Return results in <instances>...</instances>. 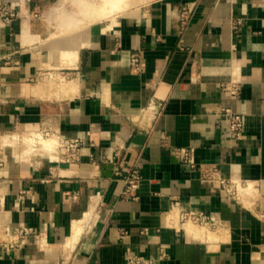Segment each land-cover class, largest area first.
Listing matches in <instances>:
<instances>
[{"label": "crops", "instance_id": "0c3cea01", "mask_svg": "<svg viewBox=\"0 0 264 264\" xmlns=\"http://www.w3.org/2000/svg\"><path fill=\"white\" fill-rule=\"evenodd\" d=\"M66 2L19 0L0 28V264H264V0H142L98 22ZM226 108L245 117L241 139ZM43 129L85 142L80 160L9 143ZM135 166L139 198L126 200ZM220 179L255 194L235 202ZM189 211L216 224L183 223ZM5 227L36 233L11 249Z\"/></svg>", "mask_w": 264, "mask_h": 264}, {"label": "built area", "instance_id": "2783aa9c", "mask_svg": "<svg viewBox=\"0 0 264 264\" xmlns=\"http://www.w3.org/2000/svg\"><path fill=\"white\" fill-rule=\"evenodd\" d=\"M20 14V3L19 0H0V28L9 27L13 21L19 17ZM191 9L189 6H185L181 12V25L183 28L186 27L190 20ZM241 21L235 23V30L240 29ZM145 66L144 60L139 52L132 55V68L137 72H141ZM242 90L241 84H228L224 86V91L229 94L231 98H237ZM221 117L228 123V131L226 132L227 137L238 140L241 139L245 131V117L233 111L231 108H226ZM39 135L43 138L55 137L52 131L49 129H43L39 132H32L26 135L28 138L39 139ZM24 138H22V145L24 148ZM85 145L82 140H72L63 145L57 144L54 148L44 149L46 152H52L54 150L59 151V162L64 164H73L80 160V151ZM43 150L42 144L37 142L24 150L26 153L30 154L36 150ZM181 158L184 163L188 164L190 167L195 168L196 164L193 162L190 153L186 149L180 150ZM3 162L0 161V167ZM214 173L217 174V169H214ZM117 174H121L120 171ZM209 175V174H208ZM209 177H211L209 175ZM142 175L140 168L135 166L131 170L127 171V176L125 177L124 188L121 192V196L126 200H137L138 189L140 188L142 182ZM220 184L223 191L235 202L241 203L242 198L247 193L254 195V185L247 181L220 179ZM6 197L3 192L0 191V214L5 209ZM181 221L183 223H192L199 226H214L216 224V219L214 216L205 214L203 212H183L181 214ZM36 231L32 228L20 227L16 229H11L9 227L4 228V234L6 236L5 246L7 248H19L26 244L29 237L33 236Z\"/></svg>", "mask_w": 264, "mask_h": 264}, {"label": "bare ground", "instance_id": "6f19581e", "mask_svg": "<svg viewBox=\"0 0 264 264\" xmlns=\"http://www.w3.org/2000/svg\"><path fill=\"white\" fill-rule=\"evenodd\" d=\"M75 1L77 2V4L81 8L80 13H82L83 16L86 17L89 21H93V22L103 20L104 18L112 17L113 16L112 14H114L113 10L115 8H116V10H118L117 7L119 8L120 6H122V7L129 6L127 4V2H128L127 0H101V1H105V4L100 5L98 2L100 9H97V7L99 8V6H96L95 3H92L93 1L92 2L88 1V0H75ZM131 1H133V0H131ZM129 2H130V0H129ZM107 6H110V8ZM122 7L119 8V11L122 10L121 9ZM107 8H109V10ZM126 8H128V7H126ZM62 19H63L62 22L68 26H76V24L78 22H80V20H81L80 16L77 14H65ZM63 54L65 56H68L70 54L73 55L74 52H63ZM71 55H70V57H71ZM24 140L27 142H31V143H37V142L42 143L44 148H46V149L54 148L58 144L56 137H50V138L44 139L40 135H39V139H33V138H29V137L27 138L26 137ZM6 145H8V144H6ZM78 230H79V228L77 229V231ZM77 234H78V232H77Z\"/></svg>", "mask_w": 264, "mask_h": 264}, {"label": "rangeland", "instance_id": "374dc122", "mask_svg": "<svg viewBox=\"0 0 264 264\" xmlns=\"http://www.w3.org/2000/svg\"><path fill=\"white\" fill-rule=\"evenodd\" d=\"M88 1H93L92 3H95V5L96 6H99V4L100 5H104L105 4V1H101V0H88ZM128 2H129V0H127ZM126 1V2H127ZM141 1L142 0H133V1H131L130 0V4L127 2V4L129 5V6H125V7H122V6H120V7H122L120 10L121 11H119V8L117 7V9L118 10H116V8L113 10V12H114V14H112L113 16L112 17H114L116 14H118V13H120V12H122V11H124V10H126V9H129V8H132V7H134V6H136V5H138L139 3H141ZM98 2H99V4H98ZM66 3H68V4H70L69 6H70V8L71 9H74L75 11H81V8H80V6L77 4V2L75 1V0H67V2ZM107 7H109L110 8V6H107ZM126 7H128V8H126ZM109 8H107L108 10H109ZM124 8V9H123ZM126 8V9H125ZM97 9H100V6H99V8L97 7ZM113 9V8H112ZM118 11V12H117ZM116 12V13H115ZM108 18H110V17H108ZM104 19H107V18H104ZM101 21V20H100ZM96 22H98V21H96ZM71 55V54H70ZM70 55H68V56H66V57H69V58H71L72 56H74V54L73 55H71V57H70ZM26 138V136H14V137H11V140H9V143H11V144H13V145H22V138ZM43 138V137H42ZM44 139H47V138H44ZM33 144H35V143H31V142H27V141H25L24 140V150H27L29 147H32V145ZM42 144V143H41ZM42 147H43V150L42 149H40L41 150V152H44L45 150L44 149H46V148H44V146H43V144H42ZM40 150H36V152L37 151H40ZM30 152H32L33 153V151H30ZM35 152V151H34Z\"/></svg>", "mask_w": 264, "mask_h": 264}]
</instances>
